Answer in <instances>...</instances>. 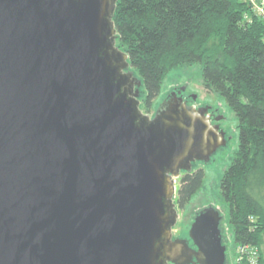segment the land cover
Here are the masks:
<instances>
[{
    "label": "water",
    "instance_id": "obj_1",
    "mask_svg": "<svg viewBox=\"0 0 264 264\" xmlns=\"http://www.w3.org/2000/svg\"><path fill=\"white\" fill-rule=\"evenodd\" d=\"M116 4L0 0V264H226L214 208L172 234L175 179L226 122L183 89L142 112Z\"/></svg>",
    "mask_w": 264,
    "mask_h": 264
},
{
    "label": "trees",
    "instance_id": "obj_2",
    "mask_svg": "<svg viewBox=\"0 0 264 264\" xmlns=\"http://www.w3.org/2000/svg\"><path fill=\"white\" fill-rule=\"evenodd\" d=\"M113 22L116 46L142 82L143 113L171 70L192 65L200 66L204 89L233 112L238 145L219 193L234 247L254 246L264 264V23L243 0H117ZM198 164L177 180L178 210L203 185Z\"/></svg>",
    "mask_w": 264,
    "mask_h": 264
},
{
    "label": "rangeland",
    "instance_id": "obj_3",
    "mask_svg": "<svg viewBox=\"0 0 264 264\" xmlns=\"http://www.w3.org/2000/svg\"><path fill=\"white\" fill-rule=\"evenodd\" d=\"M258 1V0H257ZM249 7L250 5L246 3ZM200 66H181L171 70L163 79L160 92L153 101L151 113L170 93L183 89L184 96L191 95L192 102L210 103L215 109L218 119L226 122L227 150L220 148L211 163L198 164L204 171V182L200 191L183 211L178 210V219L172 229V234L188 236V231L198 212L212 207L223 216V244L226 247V264H233V236L228 223V208L219 193V182L226 167L231 162L238 145L237 119L226 105L222 97L207 92L202 84ZM142 96V95H141ZM195 97V99H193ZM142 99V97H141ZM175 179V188L177 189Z\"/></svg>",
    "mask_w": 264,
    "mask_h": 264
},
{
    "label": "built area",
    "instance_id": "obj_4",
    "mask_svg": "<svg viewBox=\"0 0 264 264\" xmlns=\"http://www.w3.org/2000/svg\"><path fill=\"white\" fill-rule=\"evenodd\" d=\"M264 23V0H243ZM233 264H258V250L251 245H237L233 250Z\"/></svg>",
    "mask_w": 264,
    "mask_h": 264
},
{
    "label": "flooded vegetation",
    "instance_id": "obj_5",
    "mask_svg": "<svg viewBox=\"0 0 264 264\" xmlns=\"http://www.w3.org/2000/svg\"><path fill=\"white\" fill-rule=\"evenodd\" d=\"M174 92L178 93V90H175ZM177 95L180 96V97H182V99H183L184 101H186L187 104H189V105H193V103H192V98H191L192 96H191V95H186V96H184L183 92H181V93H179V94H177ZM140 102H141V98H140ZM140 104H141V103H140ZM196 107H197V106H196ZM153 113H154V112H153ZM153 113L150 112L148 115H149V116H152ZM207 115H208V117H209V119H210L211 124H213V125H218V126H219V129L221 130L220 125H219L220 121L216 120V118H215L216 116H214V113L212 112L211 109L208 110ZM220 231H221V230H220ZM173 238H174V237H173ZM174 239H175V238H174ZM181 239H184V238H181ZM186 240H187L188 245L191 246L192 248H194V247L192 246L191 241H190L189 239H186Z\"/></svg>",
    "mask_w": 264,
    "mask_h": 264
}]
</instances>
